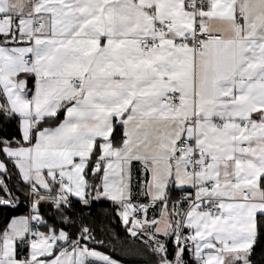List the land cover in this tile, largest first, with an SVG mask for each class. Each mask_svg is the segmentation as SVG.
I'll use <instances>...</instances> for the list:
<instances>
[{
    "label": "snow or ice",
    "instance_id": "snow-or-ice-1",
    "mask_svg": "<svg viewBox=\"0 0 264 264\" xmlns=\"http://www.w3.org/2000/svg\"><path fill=\"white\" fill-rule=\"evenodd\" d=\"M0 264H264V0H0Z\"/></svg>",
    "mask_w": 264,
    "mask_h": 264
}]
</instances>
